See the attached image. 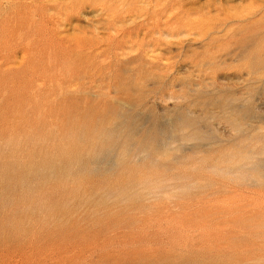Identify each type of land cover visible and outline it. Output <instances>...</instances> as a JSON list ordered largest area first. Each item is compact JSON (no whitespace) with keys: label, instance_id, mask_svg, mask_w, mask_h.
I'll return each mask as SVG.
<instances>
[{"label":"rangeland","instance_id":"rangeland-1","mask_svg":"<svg viewBox=\"0 0 264 264\" xmlns=\"http://www.w3.org/2000/svg\"><path fill=\"white\" fill-rule=\"evenodd\" d=\"M0 264H264V0H0Z\"/></svg>","mask_w":264,"mask_h":264}]
</instances>
